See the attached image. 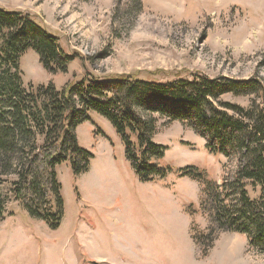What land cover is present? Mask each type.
<instances>
[{"label": "rangeland", "instance_id": "rangeland-1", "mask_svg": "<svg viewBox=\"0 0 264 264\" xmlns=\"http://www.w3.org/2000/svg\"><path fill=\"white\" fill-rule=\"evenodd\" d=\"M37 15L67 53V72L51 73L30 49L21 58L25 84L59 88L86 75L174 72L227 76L264 83V0H0ZM157 78H162L160 73ZM227 100L249 108L261 93ZM153 140L165 146L164 179L139 180L112 123L97 112L78 126L82 148L93 154L86 172L71 161L58 166L65 210L58 228L31 217L9 195L0 223V264H264L248 237L212 232L203 184L177 171L194 166L222 184L237 158L214 154L207 140L181 121L155 114ZM250 195H259L251 186ZM202 234V235H201ZM213 243L204 255L195 239ZM210 243V244H211Z\"/></svg>", "mask_w": 264, "mask_h": 264}, {"label": "trees", "instance_id": "trees-1", "mask_svg": "<svg viewBox=\"0 0 264 264\" xmlns=\"http://www.w3.org/2000/svg\"><path fill=\"white\" fill-rule=\"evenodd\" d=\"M30 49L51 73L67 72L76 58L37 15L0 4V223L9 201L1 186L14 176L9 195L31 217L59 227L65 202L57 168L71 161L75 174L88 170L93 154L80 146L77 129L90 120L91 111L115 127L140 181L166 178L172 169L160 166L159 160L167 148L153 140L155 114H160L193 128L207 140L210 152L237 158V170L225 175L222 184L194 166L177 173L203 184L212 232L244 234L250 246L264 254V103L254 100L245 108L225 99L259 93L264 97L261 80L160 71L146 76L89 74L63 88L53 82L26 85L20 61ZM159 73L162 78L156 77ZM249 186L259 189L257 197L250 195ZM195 239L204 255L213 245L203 236Z\"/></svg>", "mask_w": 264, "mask_h": 264}]
</instances>
